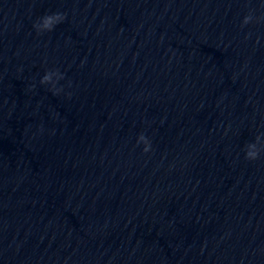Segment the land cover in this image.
<instances>
[{"label": "clouds", "instance_id": "obj_1", "mask_svg": "<svg viewBox=\"0 0 264 264\" xmlns=\"http://www.w3.org/2000/svg\"><path fill=\"white\" fill-rule=\"evenodd\" d=\"M65 19L63 14L60 13H55V14H51V15H45L43 17V21H44V27L47 29H51L54 23H60ZM35 27V25H34ZM45 80L48 79V77L44 78ZM250 147H255V145H250ZM145 151H147V149H145ZM259 153L258 152H248L246 154V158L249 160H255L257 159Z\"/></svg>", "mask_w": 264, "mask_h": 264}]
</instances>
